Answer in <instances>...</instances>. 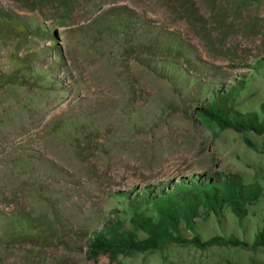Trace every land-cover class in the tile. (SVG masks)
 I'll return each instance as SVG.
<instances>
[{
  "label": "rangeland",
  "instance_id": "374dc122",
  "mask_svg": "<svg viewBox=\"0 0 264 264\" xmlns=\"http://www.w3.org/2000/svg\"><path fill=\"white\" fill-rule=\"evenodd\" d=\"M0 5L36 29L0 39V72L22 79L0 85V221L16 233L29 214L32 232L55 231L39 245L13 239L0 248V264H264L263 246L170 243L115 263L91 258L87 246L114 209L113 192L200 172L239 173L263 188L243 220L229 207L199 218L204 239L234 233L252 244L264 229V133L221 128L198 112L214 91L230 88L231 106L261 111L264 0ZM124 6L138 30L159 27L167 45L183 49L169 72L125 50L129 38L105 17L128 15Z\"/></svg>",
  "mask_w": 264,
  "mask_h": 264
},
{
  "label": "trees",
  "instance_id": "16d2710c",
  "mask_svg": "<svg viewBox=\"0 0 264 264\" xmlns=\"http://www.w3.org/2000/svg\"><path fill=\"white\" fill-rule=\"evenodd\" d=\"M123 9L128 15H121L115 10L103 15L112 24L113 31H117L119 27L120 32L129 38V48L126 47L125 50L136 53V60H146L151 69L169 72L168 66L175 64L174 58L181 55L183 49L167 45L159 27L148 26L150 29L143 32L138 30L132 21L137 18L134 11L126 6ZM29 34H36L29 19L14 9L0 5V39ZM18 82H22V79L19 81L18 74L0 72V85ZM212 95L198 109L206 120L217 123L221 128L264 133V104L261 111L246 112L229 104L234 98L232 88L225 92L214 91ZM262 191L259 183H245L239 173L223 172L194 173L141 187L117 190L111 196L114 209L103 224L92 230L87 237L89 256L96 258L100 254H106L115 263L121 255L151 251L170 243L191 244L200 248L215 245L264 247V229L257 233L252 244L234 233L228 236L216 234L204 239L198 229V219L204 214L221 217L226 207L243 220L248 211L247 204L257 200ZM3 213L0 210V216ZM28 216L29 225L16 233L11 231L8 234L0 221V248L14 241L13 239L21 242L29 238L32 240L30 243L39 245L49 237L55 238V231L47 235L35 230L32 232V220L36 219L29 214Z\"/></svg>",
  "mask_w": 264,
  "mask_h": 264
}]
</instances>
